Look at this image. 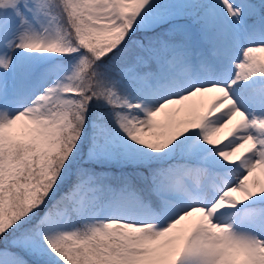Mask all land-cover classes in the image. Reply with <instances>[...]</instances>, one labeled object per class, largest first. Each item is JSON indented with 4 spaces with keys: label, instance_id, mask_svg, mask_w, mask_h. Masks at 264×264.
<instances>
[{
    "label": "snow or ice",
    "instance_id": "6c2138e0",
    "mask_svg": "<svg viewBox=\"0 0 264 264\" xmlns=\"http://www.w3.org/2000/svg\"><path fill=\"white\" fill-rule=\"evenodd\" d=\"M264 0H0V264H264Z\"/></svg>",
    "mask_w": 264,
    "mask_h": 264
},
{
    "label": "rangeland",
    "instance_id": "374dc122",
    "mask_svg": "<svg viewBox=\"0 0 264 264\" xmlns=\"http://www.w3.org/2000/svg\"><path fill=\"white\" fill-rule=\"evenodd\" d=\"M259 55H264V54H259Z\"/></svg>",
    "mask_w": 264,
    "mask_h": 264
}]
</instances>
